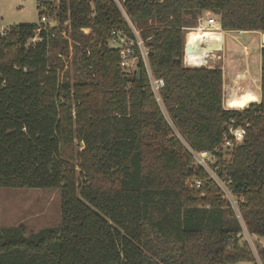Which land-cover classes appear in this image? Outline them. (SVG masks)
Wrapping results in <instances>:
<instances>
[{"label":"trees","instance_id":"1","mask_svg":"<svg viewBox=\"0 0 264 264\" xmlns=\"http://www.w3.org/2000/svg\"><path fill=\"white\" fill-rule=\"evenodd\" d=\"M36 1L58 26L41 27L33 43L37 25L0 34V187L59 189L60 222L29 236L1 227L0 264H264V247L254 254L241 240L222 190L189 151L213 153L231 123L245 125L242 143L213 153L212 168L247 232L264 238V49L260 100L242 110L223 109L219 69L182 63L197 16L264 32V0ZM133 29L164 82L175 132L138 47L139 80L111 46L112 30L135 41Z\"/></svg>","mask_w":264,"mask_h":264},{"label":"rangeland","instance_id":"2","mask_svg":"<svg viewBox=\"0 0 264 264\" xmlns=\"http://www.w3.org/2000/svg\"><path fill=\"white\" fill-rule=\"evenodd\" d=\"M35 1L36 0H0V26L8 27L19 24L39 25V11L36 8ZM209 13L213 15L211 12ZM194 26L195 21H191L189 23V27H187L185 30V37L188 36L187 44L190 41L195 42L196 35L202 33L196 31L194 32L192 30ZM69 30L70 29L68 25H63V28L61 29L62 32H67L70 38ZM83 32L84 34H87L89 33V29H84ZM261 33L264 32H234L233 34H231L232 36L225 37L226 49L232 50V53L236 56L233 58L232 63H228L231 64L230 68L228 69L229 78L228 80H226V86L228 89L232 88V86L238 87V81L237 83H234V85L231 82L234 72L238 70L240 71L243 67V58L241 57V55L238 56L239 53L241 54V48L243 46L246 47L248 51V61L250 63V69H252L251 71L254 74L253 79H257V82L255 83H258L260 64L259 52L263 47L261 43ZM125 42L131 44L130 41ZM136 64L137 63L135 60V70H137ZM244 86L246 87V83L241 85L242 88H245ZM254 88H256L255 85ZM253 96L255 100L256 97L255 95ZM160 107L162 109L164 117L170 124L172 131L175 132L161 104ZM222 153L225 154L226 151H222ZM59 222V189L0 187V228L18 227L20 229H23L25 236H29L31 233H35L41 229L56 227ZM240 223L242 226V241H245L253 251H255V246L257 245L264 247V238L250 235L244 228L241 220ZM254 254H256V251L254 252Z\"/></svg>","mask_w":264,"mask_h":264},{"label":"built area","instance_id":"3","mask_svg":"<svg viewBox=\"0 0 264 264\" xmlns=\"http://www.w3.org/2000/svg\"><path fill=\"white\" fill-rule=\"evenodd\" d=\"M114 1L117 2V0H114ZM35 2H36L35 3L36 8L41 13L40 17H39L40 24L37 25V29H35V36L29 40L30 43H33L37 39L36 34L41 27H54V26L56 27L59 25V22H58V19L56 18V15H53V16L50 15L47 11V7L42 5L40 3V1H35ZM54 7H57V6L54 5ZM63 25L67 26L68 22L67 21L64 22ZM7 28L8 27L0 26V34H3ZM192 30L194 32L196 31V32H203L204 34H210L211 36H203V39L202 38L199 39V41H201V42L203 41V43L201 45V47H202L201 50L197 49L195 47L192 49V48H190L191 46L187 47L186 46L187 40L185 38L184 48H183V58H182L183 66L188 67V68L204 67V68L219 69L221 71L222 79H223V82H222V107H223V109H225V110H242V109L247 108L248 105H246V104H244L245 107L244 106L237 107V106H231V104L229 103L231 96L233 95L234 91L237 88H234V90H230L226 86V80H228V78H229V71L227 69V63L225 60L226 54L224 53V51L222 49L220 50V46H219L220 45L219 42L222 45V41L225 39L226 36H232L231 34H233L234 32H241V31L223 30L221 28V25H220V22L218 21V19L215 16L211 15L208 11L197 16V18L195 20V26L192 28ZM133 32L136 36L135 41H131L128 38H126L124 33L120 30H112L111 33L113 35V39L111 41V46L118 49V53H119V57H120L119 65L128 74H131L135 71V60L136 59L133 56V47L135 45L138 47V50L140 52V58L142 60V64L144 67L145 74L148 78L150 89L152 91V94H153L155 100L160 105L161 100H160L159 92H160V89L164 86V82L162 79L155 78L152 75L151 69H150L148 61H147V51L144 49L142 41L139 40L134 29H133ZM60 34H61L62 38L69 41V36H68L67 32L61 31ZM125 41H130L131 44H128ZM217 42H218V45H217ZM186 49L189 50V52L191 53L192 56L197 55V53H199V52L202 54L203 61H202L200 66L193 67L189 64V62L186 59V57L188 55L186 53ZM243 54H245V53H243ZM243 75H244V73L242 75L238 74V75L233 76L231 83L238 81V84H239L238 87L239 88H242L241 85L245 84L246 82H247V84H249L248 82H251V81H248V80L245 81ZM249 77H250V75L248 74L247 78H249ZM250 78H249V80H252L254 83L256 82V79H250ZM246 87H247V85H246ZM256 87H257V85H256ZM231 89H233V86ZM245 133H246V128H245L244 124L234 126L231 123L227 127V129L224 131V133L222 134L221 143L219 144V146L217 148H215L213 153H216L219 150H227V149H231V148L238 146L239 144L242 143V141L245 137ZM189 151H190L195 163L198 166H200L201 168H203L208 173L210 178H212L216 182V184L219 186V188L222 190L223 195H224V199L230 204V207L234 211L236 218L240 222L241 218H240V215L238 212L236 199L229 192L225 183L218 178L216 170L211 169L212 164H213V159H212L213 153H211V152H194L192 150H189ZM240 225H241V223H240ZM243 226H244V224H243ZM244 228H245V226H244ZM241 234H242V226H241V233L239 234L240 238H241ZM241 240H242V238H241ZM251 251L253 253L255 252L252 249H251Z\"/></svg>","mask_w":264,"mask_h":264},{"label":"crops","instance_id":"4","mask_svg":"<svg viewBox=\"0 0 264 264\" xmlns=\"http://www.w3.org/2000/svg\"><path fill=\"white\" fill-rule=\"evenodd\" d=\"M238 33H245V32L244 31H241V32H238ZM197 36H198V34L196 35V37ZM191 42L192 41H190L189 43H191ZM219 44H220L219 45L220 46V50L222 49L224 51V53L226 54V59L225 60H226V63H227V69H229L231 64H228V63L229 62L232 63L233 58L236 57V56L232 53V50H230V49L227 50L226 49V41H225V39L222 41V45H221L220 42H219ZM217 45H218V42H217ZM243 53H245L246 55L243 54ZM239 55H241V57L243 58V67L241 68L240 71L238 70V71L234 72V75H232V77L235 76V75H238V74L239 75H242L244 73L243 76H244L245 81L248 80V81H251V82H248L249 84H247V82H246L247 87H245L246 88L245 89V94H244L245 96H244L243 100L245 101L246 105H249L251 103H258L259 100H260V64H259V78H258V83H254L252 80H249L250 77H251L250 79H253L254 74L251 71L252 69H250V63L248 61L249 60L248 51H247L246 47L243 46L241 48V54L239 53L238 56ZM259 55H260V52H259ZM259 63H260V60H259ZM248 74L250 75L249 78H247V75ZM256 82H257V79H256ZM234 83H237V82L235 81ZM251 85H253V86H251ZM254 85L255 86L257 85V87L254 88ZM233 89L230 88V90H233ZM253 95H255V97H256L255 100L253 98L254 97ZM248 97H251V98H248Z\"/></svg>","mask_w":264,"mask_h":264},{"label":"bare ground","instance_id":"5","mask_svg":"<svg viewBox=\"0 0 264 264\" xmlns=\"http://www.w3.org/2000/svg\"><path fill=\"white\" fill-rule=\"evenodd\" d=\"M203 36H211V35L210 34L199 33L198 36L196 37L195 42L189 43L188 45H187V42H186L187 47L191 46L190 48H192V49L195 47V48L201 50L202 49L201 45H202L203 41L201 42V41H199V39H201V38L203 39ZM186 53L188 54L187 57H186L187 61L191 62V63H189L190 65H192L194 67H198V66L201 65V63L203 61V56H202V54L200 52L197 53V55L192 56L191 53L189 52V50L186 49ZM233 88H237L236 89L237 91L236 90L234 91L233 95L230 98L229 103L231 104V106H237V107L244 106V104H246L245 101L243 100V98L245 96L244 95L245 94V88H240L241 90L238 89V87H234L233 86Z\"/></svg>","mask_w":264,"mask_h":264},{"label":"water","instance_id":"6","mask_svg":"<svg viewBox=\"0 0 264 264\" xmlns=\"http://www.w3.org/2000/svg\"><path fill=\"white\" fill-rule=\"evenodd\" d=\"M260 35H261V43L263 45V47L261 48V50H262V49H264V33H261ZM140 75H141V70L137 69L136 70V74H135V78L137 80H139L140 79ZM133 80H134V78H131V81H133Z\"/></svg>","mask_w":264,"mask_h":264}]
</instances>
